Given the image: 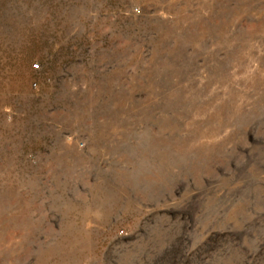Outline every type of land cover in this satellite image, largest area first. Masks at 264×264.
Masks as SVG:
<instances>
[{"label":"rangeland","instance_id":"obj_1","mask_svg":"<svg viewBox=\"0 0 264 264\" xmlns=\"http://www.w3.org/2000/svg\"><path fill=\"white\" fill-rule=\"evenodd\" d=\"M0 264H264V0H0Z\"/></svg>","mask_w":264,"mask_h":264},{"label":"built area","instance_id":"obj_2","mask_svg":"<svg viewBox=\"0 0 264 264\" xmlns=\"http://www.w3.org/2000/svg\"><path fill=\"white\" fill-rule=\"evenodd\" d=\"M36 67L38 66V65H35Z\"/></svg>","mask_w":264,"mask_h":264}]
</instances>
